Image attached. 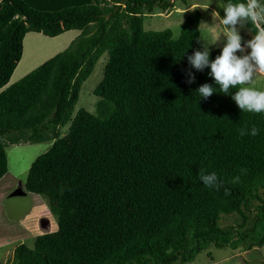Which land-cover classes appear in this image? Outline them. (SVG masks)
I'll list each match as a JSON object with an SVG mask.
<instances>
[{
  "label": "trees",
  "instance_id": "trees-1",
  "mask_svg": "<svg viewBox=\"0 0 264 264\" xmlns=\"http://www.w3.org/2000/svg\"><path fill=\"white\" fill-rule=\"evenodd\" d=\"M175 1L187 0L0 1V88L22 57L27 33L80 31L0 91V179L8 144L53 140L30 164L24 189L48 198L57 228L36 235L32 248L16 245L9 264H173L210 244L264 243V112L241 110L232 99L240 85L222 93L210 67L191 65L199 51L197 7L178 38L168 28L144 29L148 13ZM222 48L209 52L211 61ZM103 53L96 113L73 114L81 84ZM205 83L216 91L207 99L198 93ZM253 125L257 136H240ZM201 170L215 172L219 187H206ZM233 213L241 222L219 225Z\"/></svg>",
  "mask_w": 264,
  "mask_h": 264
},
{
  "label": "rangeland",
  "instance_id": "rangeland-1",
  "mask_svg": "<svg viewBox=\"0 0 264 264\" xmlns=\"http://www.w3.org/2000/svg\"><path fill=\"white\" fill-rule=\"evenodd\" d=\"M193 1L194 3L196 1L201 2V5L197 3L191 5L190 3ZM197 6H199L198 9L201 12L199 35L195 40L197 49L203 52L207 48L210 52L215 48L223 47L227 42V38L220 20L224 16L225 7L218 1L187 0L186 3L175 1L167 10L155 9L152 13L144 15L143 27L145 30L168 28L171 30L173 38H178L187 13ZM211 6L215 10L221 8L223 13L216 14L212 12L209 9ZM236 28L242 37L244 48V51H238L237 55L242 57L251 52V49L247 47V42L253 39L255 35L247 28L244 19L238 22ZM79 33V30H68L55 37L45 36L37 32L27 33L23 39L22 57L9 81L0 88V91L56 53L64 50ZM106 60L107 53H103L95 63L90 75L82 82L73 114L80 108L96 113L98 97L93 93V89L103 77ZM256 87L264 90V77L257 79ZM67 132L68 126L61 127L60 137L67 134ZM52 143L53 140L42 142L22 141L8 144L5 147L8 170L0 179V264L11 262L13 249L16 245L24 243L32 248L36 235L52 232L57 228L56 216L49 209L48 198L45 195L28 193L24 189L30 164L39 154L48 150ZM247 214L249 218L245 227H250L253 222L254 211L247 212ZM45 220L47 221L45 222ZM239 222H241V218L238 214L233 213L223 214L218 223L222 227H227ZM173 264H264V243L250 249L229 246L216 247L210 244L192 260Z\"/></svg>",
  "mask_w": 264,
  "mask_h": 264
},
{
  "label": "clouds",
  "instance_id": "clouds-1",
  "mask_svg": "<svg viewBox=\"0 0 264 264\" xmlns=\"http://www.w3.org/2000/svg\"><path fill=\"white\" fill-rule=\"evenodd\" d=\"M241 19H250L256 28V35L247 42V47L251 49L249 54L238 56L237 52H243L242 37L236 25ZM224 26L227 38L226 44L222 48L220 55L214 61L210 60V53L207 48L203 52L196 51L189 57L191 65L197 70L210 67V75L214 77L215 83L220 86V92L228 93L230 88L240 85L232 99L238 107L247 112H264V90L256 87V81L264 77V4L259 0H247V3L228 4L224 8V16L220 20ZM190 79L188 83L195 81V76L188 73ZM215 88L205 83L198 89L200 97L207 99L212 96ZM241 137L245 135L257 136L259 129L253 125L249 130L247 126L239 129ZM242 172L246 170L242 169ZM239 177H234L233 182H239ZM200 180L206 187H219V178L215 172L206 173L201 170ZM226 194L228 190L226 189Z\"/></svg>",
  "mask_w": 264,
  "mask_h": 264
},
{
  "label": "crops",
  "instance_id": "crops-1",
  "mask_svg": "<svg viewBox=\"0 0 264 264\" xmlns=\"http://www.w3.org/2000/svg\"><path fill=\"white\" fill-rule=\"evenodd\" d=\"M0 1H1V0H0ZM214 2H215V1H214ZM218 2H221V1H218ZM259 2H260V3H264V0H259ZM195 3H197L198 5H201V4H200L201 2H197V1H196ZM195 3H194V1H193V2H191L190 4H191V5H194ZM221 3H222V2H221ZM190 4H189V5H190ZM222 4H223V3H222ZM202 5H203V6H207L206 4H202ZM223 6H224V5H223ZM197 8H199V6H197ZM209 9H210L212 12L216 13V14L218 13V10H217V9L215 10L214 7H212V6L209 7ZM190 10H191V9H190ZM187 11H189V10H187ZM218 14H219V13H218ZM219 17H220V16H219ZM200 21H201V19H200ZM199 24H200V23H199ZM14 70H15V69H14Z\"/></svg>",
  "mask_w": 264,
  "mask_h": 264
}]
</instances>
